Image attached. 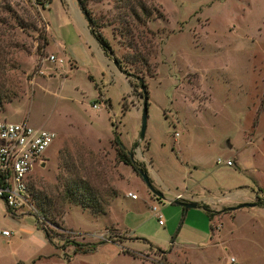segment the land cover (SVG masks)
Listing matches in <instances>:
<instances>
[{"label":"rangeland","instance_id":"374dc122","mask_svg":"<svg viewBox=\"0 0 264 264\" xmlns=\"http://www.w3.org/2000/svg\"><path fill=\"white\" fill-rule=\"evenodd\" d=\"M46 1L0 0V120L56 134L30 206L0 200V264H264V0H82L119 74L67 0Z\"/></svg>","mask_w":264,"mask_h":264},{"label":"built area","instance_id":"2783aa9c","mask_svg":"<svg viewBox=\"0 0 264 264\" xmlns=\"http://www.w3.org/2000/svg\"><path fill=\"white\" fill-rule=\"evenodd\" d=\"M55 135L53 130L34 127L25 120H0V200L12 212L30 206L29 179L35 167L44 161L45 150ZM216 163L230 165L231 161L218 157ZM128 195L136 196L133 192ZM182 198V193L174 194V199L180 201ZM155 215L161 224L160 213L155 212ZM0 235L9 236L10 231L1 229ZM233 259L229 258L228 264Z\"/></svg>","mask_w":264,"mask_h":264},{"label":"trees","instance_id":"16d2710c","mask_svg":"<svg viewBox=\"0 0 264 264\" xmlns=\"http://www.w3.org/2000/svg\"><path fill=\"white\" fill-rule=\"evenodd\" d=\"M47 3L50 2V0L46 1ZM78 6L81 10V12L84 14L85 17H87V19H89L90 23H91V27H90V31L93 34V36L95 37V39L98 41V43L100 44V46L102 47V49L108 53L109 55H111L112 57L116 58V56L113 54V50L110 46V43L108 41V39L100 32V30L98 29V24L96 23V21L94 20V18H92V16L90 15V12L88 11V9L85 7L84 3L82 0H78ZM115 140L117 141L118 144V154L119 157L121 159V161H123L124 163L128 164L131 166V168L140 176L142 172H145V168L143 166H139L138 163H136L132 157L130 156V154L128 153V151L125 149L124 145L122 144V142L118 139V136L115 135ZM141 178V176H140ZM142 179V178H141ZM148 180L150 181V178L148 177ZM64 197L66 196H75V191H74V184H72L71 181H69V183H67L64 187L63 193ZM87 200H90L89 197L86 198ZM35 203H36V207L38 209L39 214L41 215H48L50 214L53 210L54 204L51 200H48L47 198H45V196H38L35 195ZM199 206H201L207 216L208 219L211 220L212 215L214 213L213 210H211L207 204L204 203H198ZM5 208L7 211H11L10 208L5 205ZM182 209H185L184 207H182ZM11 213H13L11 211ZM37 222V218H35V223ZM38 227V226H36ZM44 236L46 238V240L48 239L47 237V232L44 231ZM49 241V239L47 240ZM170 241H173V238H171ZM102 242V241H100ZM75 244L78 246V248L76 249V251H80L82 253H86V252H90L96 249L97 247V243L93 242V243H79V242H75ZM161 252H166V250H162V249H158ZM160 264V263H158Z\"/></svg>","mask_w":264,"mask_h":264},{"label":"crops","instance_id":"0c3cea01","mask_svg":"<svg viewBox=\"0 0 264 264\" xmlns=\"http://www.w3.org/2000/svg\"><path fill=\"white\" fill-rule=\"evenodd\" d=\"M67 2L69 3V9L71 11V13L76 17V19H78L81 23V25L83 26L84 30H85V33L87 34L88 38L90 39L91 43H92V47L93 49L96 51L97 55L99 56V58H101V60H104L105 61V66H109L111 69H113L116 73H120L119 71V68H117V66H115L113 64V61H112V56L109 55L108 53H106L102 47L100 46V44L98 43V41L95 39V37L93 36V34L91 33L90 31V28L87 26V24L85 23V16L83 15V13L81 12L79 6H78V3L77 1H75L76 3V7L74 6L72 0H67ZM49 3V2H48ZM47 3V4H48ZM46 4V6H47ZM45 6V7H46ZM47 22V21H46ZM249 197V196H247ZM250 199H252L251 197H249ZM36 231H39L37 230L35 227H34V230L33 232L35 233Z\"/></svg>","mask_w":264,"mask_h":264},{"label":"water","instance_id":"95a60500","mask_svg":"<svg viewBox=\"0 0 264 264\" xmlns=\"http://www.w3.org/2000/svg\"><path fill=\"white\" fill-rule=\"evenodd\" d=\"M85 23L90 28V21L85 17ZM113 64L119 68V64L116 58L112 57ZM120 70V68H119ZM142 87V84H141ZM143 103H142V110H141V122H140V129H139V139H142L144 137L145 128H146V119H147V97L146 92L143 91ZM131 156V155H130ZM141 178L146 184L148 185L150 191L155 194L156 196H162V193L155 189L150 181L148 180V176L145 172L140 173ZM182 207L188 208V207H194L198 206V202L196 200H190V201H179L178 202Z\"/></svg>","mask_w":264,"mask_h":264},{"label":"flooded vegetation","instance_id":"af4514ba","mask_svg":"<svg viewBox=\"0 0 264 264\" xmlns=\"http://www.w3.org/2000/svg\"><path fill=\"white\" fill-rule=\"evenodd\" d=\"M41 165H43V162L41 163Z\"/></svg>","mask_w":264,"mask_h":264}]
</instances>
